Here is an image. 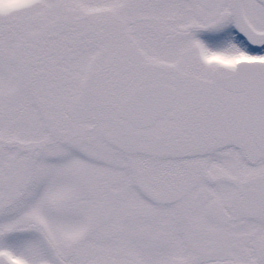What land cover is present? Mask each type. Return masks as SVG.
Listing matches in <instances>:
<instances>
[{
  "label": "snow or ice",
  "instance_id": "obj_1",
  "mask_svg": "<svg viewBox=\"0 0 264 264\" xmlns=\"http://www.w3.org/2000/svg\"><path fill=\"white\" fill-rule=\"evenodd\" d=\"M0 264H264V0H0Z\"/></svg>",
  "mask_w": 264,
  "mask_h": 264
}]
</instances>
